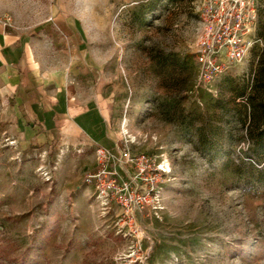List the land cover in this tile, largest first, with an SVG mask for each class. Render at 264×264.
I'll list each match as a JSON object with an SVG mask.
<instances>
[{
    "label": "rangeland",
    "instance_id": "374dc122",
    "mask_svg": "<svg viewBox=\"0 0 264 264\" xmlns=\"http://www.w3.org/2000/svg\"><path fill=\"white\" fill-rule=\"evenodd\" d=\"M256 1L259 43L208 84L195 54L204 0H0V23L42 40L58 39L56 16H75L94 72L87 83L116 103L121 142L133 141V154L165 155L172 169L163 220L140 217L138 238L124 239L115 214L103 218L96 205L93 220L85 210L94 147L60 137L9 145L0 130V264H264V0Z\"/></svg>",
    "mask_w": 264,
    "mask_h": 264
},
{
    "label": "crops",
    "instance_id": "0c3cea01",
    "mask_svg": "<svg viewBox=\"0 0 264 264\" xmlns=\"http://www.w3.org/2000/svg\"><path fill=\"white\" fill-rule=\"evenodd\" d=\"M52 26L58 39L42 40L0 23L2 134L25 147L49 145L60 137L117 154L122 144L118 107L98 84L87 83L94 72L75 16H56ZM96 167L95 161L85 176ZM80 193L87 216L95 220L92 188L82 185Z\"/></svg>",
    "mask_w": 264,
    "mask_h": 264
},
{
    "label": "built area",
    "instance_id": "2783aa9c",
    "mask_svg": "<svg viewBox=\"0 0 264 264\" xmlns=\"http://www.w3.org/2000/svg\"><path fill=\"white\" fill-rule=\"evenodd\" d=\"M199 12L195 54L203 81L212 84L244 62L259 43V9L256 0H204ZM133 143L125 140L117 154L88 143L79 145L94 147L98 162L97 169L85 176L84 186L92 188L91 198L101 217L115 214V235L124 239L138 238L140 217L163 220L165 189L172 180L165 155L133 154ZM37 171L45 181H52L50 169L40 167Z\"/></svg>",
    "mask_w": 264,
    "mask_h": 264
}]
</instances>
